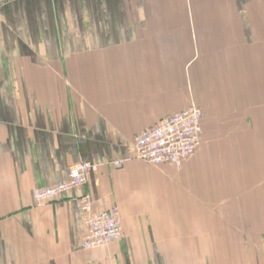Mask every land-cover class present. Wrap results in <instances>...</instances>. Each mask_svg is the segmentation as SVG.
<instances>
[{
  "label": "crops",
  "instance_id": "1",
  "mask_svg": "<svg viewBox=\"0 0 264 264\" xmlns=\"http://www.w3.org/2000/svg\"><path fill=\"white\" fill-rule=\"evenodd\" d=\"M193 106L190 158L137 157ZM85 196L119 241L79 247ZM0 264H264V0H0Z\"/></svg>",
  "mask_w": 264,
  "mask_h": 264
},
{
  "label": "built area",
  "instance_id": "2",
  "mask_svg": "<svg viewBox=\"0 0 264 264\" xmlns=\"http://www.w3.org/2000/svg\"><path fill=\"white\" fill-rule=\"evenodd\" d=\"M203 120L204 113L196 106L161 119L135 136L137 157L152 165H164L190 158L200 145ZM123 163L115 161L113 165L118 168ZM96 168V165L88 161L71 165L65 181L49 187L34 188L33 202L42 204L62 198L67 190L85 185ZM80 202L85 223L80 248L89 250L105 247L122 238V215L117 205L104 211H94L87 196L82 197Z\"/></svg>",
  "mask_w": 264,
  "mask_h": 264
}]
</instances>
